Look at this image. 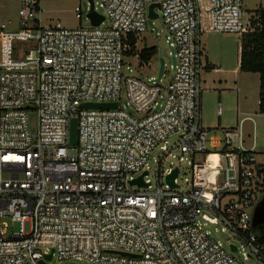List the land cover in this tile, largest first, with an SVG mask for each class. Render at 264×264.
Listing matches in <instances>:
<instances>
[{"label":"built area","instance_id":"obj_1","mask_svg":"<svg viewBox=\"0 0 264 264\" xmlns=\"http://www.w3.org/2000/svg\"><path fill=\"white\" fill-rule=\"evenodd\" d=\"M96 4L104 20L88 27H28L39 20L40 0H22L24 28L0 18V264L54 257L62 264H264V238L252 225L264 198V162L246 145L242 123H201L202 35L253 32L259 10L246 17L243 0H100L104 13ZM152 4L157 18L149 16ZM75 12L82 18L79 6ZM158 18L178 60L165 84L126 72L127 59L148 63L137 45L147 20ZM124 93L137 116L120 105ZM172 135L181 156L166 167L171 149L163 146L153 186L150 155ZM185 159L191 188L181 191ZM144 172L147 186L132 182ZM210 225L231 240L216 239Z\"/></svg>","mask_w":264,"mask_h":264},{"label":"rangeland","instance_id":"obj_2","mask_svg":"<svg viewBox=\"0 0 264 264\" xmlns=\"http://www.w3.org/2000/svg\"><path fill=\"white\" fill-rule=\"evenodd\" d=\"M22 0H2V15L0 18L5 21L10 20V27L24 28L21 25L19 17V8ZM97 4V10L104 13V9L100 6V0H94ZM89 0H40V13L38 19L30 21L28 27L40 26H56L60 24L66 28H79L88 27L91 25L89 18L87 17ZM81 8L82 18H78L75 12L76 7ZM264 9V0H243V11L245 16H252L257 10ZM108 24V21L105 23ZM148 31L140 35L138 41V50L143 47L157 48V53L148 61L146 66H141L138 63L136 57L132 60H128L127 65L129 69L126 72L144 80L147 83H152V77L157 82H163L165 84L172 74L175 72V66L178 64L176 57V50L174 47L166 41L168 33L165 29V25L162 18L148 19L147 20ZM242 42V36L240 34H226L220 32H208L202 35V45L204 52L207 53L209 61L214 63L215 67H220L222 72L217 74L208 73L206 70L202 75V108H201V123L205 128L217 127L219 125V116L217 114L218 103L221 102L223 115L220 123L222 126H233L237 123H224L227 114H230L232 120L237 119V92L234 87L237 85L240 88V96H247L246 107L252 112H259L257 100L259 99V87L260 77L258 73H238L235 69L238 66L239 59V47ZM1 47L2 41L0 39V60H1ZM168 50V53H164V49ZM173 66L172 69L170 68ZM204 80V82H203ZM121 106H125L126 110L133 114L138 115L135 109L128 104V98L124 93L121 101ZM229 108V109H228ZM256 121V146L259 151H264V117H257L253 115ZM246 133L252 132L253 123L248 121L244 124ZM178 141L177 135H172L166 139V142H162L157 148H155L148 161L149 175L147 179L153 182V186L156 183V169L157 161L163 157L165 148L171 149L170 155H165L164 164L176 163L181 156L180 150L174 145ZM248 146L251 140L248 139ZM213 158V157H212ZM263 158V157H262ZM215 161L216 158H213ZM7 177L6 175H4ZM191 170L188 159L181 162V174L179 181L182 184L181 191H186L191 188L190 185ZM136 186H128V189L136 190ZM153 188V187H152ZM151 188V189H152ZM146 190V189H142ZM10 227L13 226L15 231L19 230V224L13 222L11 218L4 219ZM218 231H215V226H208L207 229L212 230L213 236L216 239L222 241L231 240V236L228 232L221 231V225H217ZM27 230L29 229V223H26ZM241 257V255H236ZM251 262V261H249ZM48 264H62L57 257H54Z\"/></svg>","mask_w":264,"mask_h":264},{"label":"trees","instance_id":"obj_3","mask_svg":"<svg viewBox=\"0 0 264 264\" xmlns=\"http://www.w3.org/2000/svg\"><path fill=\"white\" fill-rule=\"evenodd\" d=\"M258 14L259 26L253 32L242 35L240 70L260 75L259 112L264 114V9L259 10ZM156 53L155 46L145 47L140 53L141 60L148 62ZM256 234L264 238V231Z\"/></svg>","mask_w":264,"mask_h":264},{"label":"water","instance_id":"obj_4","mask_svg":"<svg viewBox=\"0 0 264 264\" xmlns=\"http://www.w3.org/2000/svg\"><path fill=\"white\" fill-rule=\"evenodd\" d=\"M90 7L87 11V17L89 18L92 25H99L103 20L104 16L102 14H99L94 10V1L89 0ZM158 6L156 4H152L149 7V16L151 18H157V13L154 11V7ZM164 53L166 54V50L164 49ZM82 106L84 107H92V108H103V109H109V108H115L117 107V103H85ZM70 142L71 144L75 145L78 142L77 139V119L73 118L70 124ZM179 172L178 168H175L172 173L167 175V182L171 185V187H176L175 184V178L177 177ZM147 174V172H144L143 175L138 177L137 179L133 180V183H138L140 186H147V184L143 180V176ZM253 228L256 232L261 234L264 231V198L259 202V204L256 206L254 215H253V222H252ZM262 236V235H261ZM231 249L233 251H236L237 248L235 245H231ZM107 252L117 253L124 256H135L134 254L122 252V251H115V250H108ZM47 259L52 258V254H49L46 256ZM41 264H46L44 260L41 261ZM72 264V263H70Z\"/></svg>","mask_w":264,"mask_h":264},{"label":"crops","instance_id":"obj_5","mask_svg":"<svg viewBox=\"0 0 264 264\" xmlns=\"http://www.w3.org/2000/svg\"><path fill=\"white\" fill-rule=\"evenodd\" d=\"M207 53H205L204 55V59H205V64H206V72L208 73H219V72H222V70H220V67H215L214 63L210 62L209 61V58H208V55H206ZM240 60H241V45L239 47V59H238V66L237 68L235 69L238 73H241L243 71L240 70ZM245 73H248V72H245ZM251 73V72H249ZM260 77V75H259ZM204 82V80H203ZM235 91L237 92V119L236 120H232L230 114H227L226 115V118H225V122L224 123H237L236 125H233V126H227V127H236L238 125H240V123H242V128H243V131L246 135V145L248 146V139L251 140L250 142V145L248 147H253L255 148V150L258 152V159L260 162H264V151H259L257 149V146H256V121L253 117V115L257 116V117H264V114L260 113V112H252L251 110H249L247 107H246V104L245 102H247V96H244V97H241L240 96V88L235 85L234 87ZM259 102H260V87H259V99L257 100V105H258V109H259ZM221 104V102H219ZM218 103V104H219ZM229 109V108H228ZM217 114H218V110H217ZM223 109H222V104H221V114L219 116V125L222 126L220 123L221 122V119H222V115H223ZM250 118V119H245V118ZM252 122L253 123V129H252V132H249V133H246L245 132V129H244V124L246 122ZM222 127H226V126H222ZM263 157V158H262Z\"/></svg>","mask_w":264,"mask_h":264},{"label":"bare ground","instance_id":"obj_6","mask_svg":"<svg viewBox=\"0 0 264 264\" xmlns=\"http://www.w3.org/2000/svg\"><path fill=\"white\" fill-rule=\"evenodd\" d=\"M211 157L216 158V156H211Z\"/></svg>","mask_w":264,"mask_h":264}]
</instances>
